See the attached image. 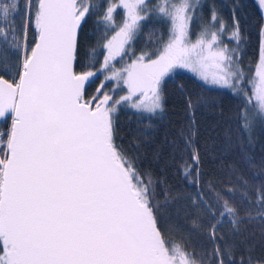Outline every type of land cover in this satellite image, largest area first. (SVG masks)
I'll use <instances>...</instances> for the list:
<instances>
[{
    "label": "snow or ice",
    "instance_id": "1",
    "mask_svg": "<svg viewBox=\"0 0 264 264\" xmlns=\"http://www.w3.org/2000/svg\"><path fill=\"white\" fill-rule=\"evenodd\" d=\"M198 7L199 0H0V264H253L223 229L235 237L240 224L264 223V187L249 201L247 186L237 196L204 184L193 129L181 130L188 158L179 167L195 189L188 231L205 237L200 255L166 236L158 182L116 142L120 107L149 121L161 115L166 78L178 69L241 96L242 131L264 125V24L246 74L239 22L229 32L212 8L201 23ZM258 7L264 17V0ZM93 17L102 34L90 45L81 35ZM149 21L166 32L137 55Z\"/></svg>",
    "mask_w": 264,
    "mask_h": 264
},
{
    "label": "trees",
    "instance_id": "2",
    "mask_svg": "<svg viewBox=\"0 0 264 264\" xmlns=\"http://www.w3.org/2000/svg\"><path fill=\"white\" fill-rule=\"evenodd\" d=\"M212 8L220 14L229 32L234 22H239L241 67L246 74H250L258 60L259 32L264 24L258 0H199L196 16L201 23L208 21ZM119 12L118 9L116 23L121 19ZM97 19L93 17L88 21L81 35L82 42L95 45L102 34V27L97 30ZM21 22L18 18L17 24ZM165 32L166 29L156 21L146 23L135 42L137 55L142 49L153 51L152 43ZM196 32L198 29L194 27L193 40ZM222 39L229 43L227 33ZM229 46L235 47V44ZM102 61L103 56H100L99 62L95 63L96 69L100 68ZM115 63L117 68L122 67L119 58ZM98 84L99 80L89 91ZM164 96L163 113L151 121L145 120L132 108L121 106L115 114L116 142L136 158L142 172L148 173L158 182L157 203L161 205L158 217L166 236L173 244L183 241L190 246L189 251L195 250L203 255L201 250L206 245L205 237L188 231L192 227L189 197L195 189L185 180L179 167L180 160L188 158L181 130L193 129V138L200 156L202 182L216 183L221 191L232 187L237 196L243 194V186H247V197L252 201L264 187V125L256 123L252 131H242L239 120L243 111L240 107L243 103L241 96L227 88L210 87L183 69L176 70L166 78ZM189 99L194 105L192 109L187 106ZM3 128V123H0V129ZM161 191L166 193L165 197L159 196ZM240 209L247 214L248 205L241 204ZM251 214L257 215L255 207L251 209ZM223 233L230 242L241 245V250L252 254L253 264L264 260V223L259 219L240 224L235 237L233 229L227 225ZM208 251H211L210 247Z\"/></svg>",
    "mask_w": 264,
    "mask_h": 264
},
{
    "label": "rangeland",
    "instance_id": "3",
    "mask_svg": "<svg viewBox=\"0 0 264 264\" xmlns=\"http://www.w3.org/2000/svg\"><path fill=\"white\" fill-rule=\"evenodd\" d=\"M183 70H186V71H188V72H190L189 70H187V69H183ZM212 71H215V69H209V72H212ZM191 74H193L199 81H201V82H203L204 84H206L202 79H200L197 75H195L194 73H192V72H190ZM206 85H208V86H210V87H218V86H215V85H212V84H206ZM132 110H134V109H132ZM135 111V110H134ZM136 112V111H135Z\"/></svg>",
    "mask_w": 264,
    "mask_h": 264
}]
</instances>
